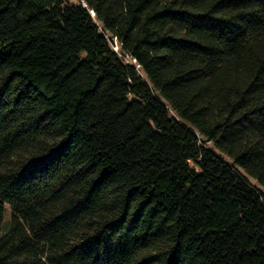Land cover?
Segmentation results:
<instances>
[{
	"label": "trees",
	"instance_id": "trees-1",
	"mask_svg": "<svg viewBox=\"0 0 264 264\" xmlns=\"http://www.w3.org/2000/svg\"><path fill=\"white\" fill-rule=\"evenodd\" d=\"M0 264H264V0H0Z\"/></svg>",
	"mask_w": 264,
	"mask_h": 264
},
{
	"label": "rangeland",
	"instance_id": "rangeland-1",
	"mask_svg": "<svg viewBox=\"0 0 264 264\" xmlns=\"http://www.w3.org/2000/svg\"><path fill=\"white\" fill-rule=\"evenodd\" d=\"M4 217H5V220H8L11 218V205L9 202H7V204H6V211H5Z\"/></svg>",
	"mask_w": 264,
	"mask_h": 264
}]
</instances>
